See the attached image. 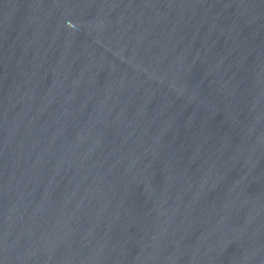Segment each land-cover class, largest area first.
Here are the masks:
<instances>
[{
    "label": "water",
    "instance_id": "1",
    "mask_svg": "<svg viewBox=\"0 0 264 264\" xmlns=\"http://www.w3.org/2000/svg\"><path fill=\"white\" fill-rule=\"evenodd\" d=\"M0 264H264V0H0Z\"/></svg>",
    "mask_w": 264,
    "mask_h": 264
}]
</instances>
